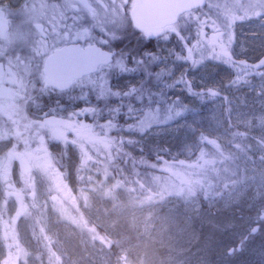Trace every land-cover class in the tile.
Wrapping results in <instances>:
<instances>
[{
    "label": "rangeland",
    "instance_id": "374dc122",
    "mask_svg": "<svg viewBox=\"0 0 264 264\" xmlns=\"http://www.w3.org/2000/svg\"><path fill=\"white\" fill-rule=\"evenodd\" d=\"M23 3L24 0H0V6H18ZM254 3L249 0L245 3L244 0H209L204 10L193 15V21L197 23L194 25L197 38L194 47L185 50L181 61L177 59L168 64L161 62L156 75V80L165 84L158 90L159 97L168 105L148 109L143 120L137 124L146 143L155 146L160 143L174 153L184 155H190L192 151L202 155L206 146L211 144L213 149H218L220 154L216 153L219 156L226 157L229 152L235 151L233 148L225 151L222 148L228 139L225 133V110L228 108L234 122L253 133L264 135V78L256 74V69L253 72L248 69L245 57H235L248 52L249 57L255 59L260 50H264V17L258 19L257 33L252 30V20L246 17L251 13V9H246L250 8V4L253 7ZM242 8L246 12L242 13ZM122 19L119 14L117 21L99 23L102 35L108 38L109 33L116 31L115 27L126 28V24L122 25ZM245 19H248L247 22ZM209 29L216 35L221 31L223 40L212 43ZM171 38L172 35L167 34L161 42L165 43ZM165 52L171 55L172 49L165 45L161 53L165 55ZM160 59L158 55L156 60L159 62ZM25 97L24 107L27 108L30 104L26 100L30 96ZM90 111L69 110V116L66 115L68 119L55 117L57 126L43 125L36 119L27 118L25 111L18 116L26 128L38 125L40 131H49L52 139L67 140L71 137L76 142L67 126ZM19 123L17 121V125ZM2 129L0 126V202L2 195L7 193L4 186L10 182L8 174H12L14 162L26 165L28 170L31 167L28 159L32 155L15 150L11 153V149H8L10 142L7 141L10 136ZM76 132L73 131V134ZM13 133V140L21 143V135L16 130ZM102 147L109 160L107 144ZM45 148L43 144L42 155ZM250 152V155H240L246 182L235 183L227 193L219 195L216 202L211 201L206 207L195 197L184 195L172 200L152 195L149 203H143L135 193L121 192V183L111 181L109 174L102 171V175L93 180V186L84 195L90 216L115 238V250L100 243L66 211L72 212V208L63 196L56 195L66 205L60 202L58 205L61 210L56 206L51 209L49 230L75 264H113L119 259L128 260L129 264H264V224L260 235L249 241L241 253H227L255 224L233 215L237 212L234 206L242 201L250 204V201L257 203L264 200V154L260 149ZM172 169L176 171L173 176L180 184L186 181L200 182L206 177L205 172L196 166L184 167L181 164ZM27 170L23 173L28 174L30 170ZM151 181L163 196L172 197L185 192L173 177L160 174L152 177ZM10 190L13 192L15 189ZM38 190L39 197L44 199L46 191L42 187ZM22 231L25 242L31 245L26 224L22 225ZM29 264L39 263L32 258Z\"/></svg>",
    "mask_w": 264,
    "mask_h": 264
},
{
    "label": "trees",
    "instance_id": "16d2710c",
    "mask_svg": "<svg viewBox=\"0 0 264 264\" xmlns=\"http://www.w3.org/2000/svg\"><path fill=\"white\" fill-rule=\"evenodd\" d=\"M195 24L197 25L196 22ZM115 30L114 33H109L108 38L100 30L98 39V43L104 48L116 52L114 62L82 80L78 87L26 100L34 108L30 112L27 107V118L33 120L42 121L47 115L68 119L69 110L91 111L79 116L82 123L77 133L81 134L76 133V142L71 137L67 140L52 139L49 131H40L37 125L24 128L26 143L18 144L12 140L9 144V150L32 155L28 159L31 164L29 173H23L27 170L26 165L15 161L12 174H8L10 182L4 186L7 193L2 195L0 202V264H29L32 258L39 264H75L61 242L49 230L51 209L54 206L62 209L58 205L62 201L56 195L66 199L72 212L68 209L66 211L81 222L90 235L107 248L115 250V238L107 228L90 216L84 195L93 186V180L102 175L104 170L111 181L121 183V192H129L131 195L135 193L143 203H149L152 195L171 200L184 195L195 197L206 207L209 202H216L219 195L227 193L235 183L246 182L240 155H250V150L254 153V150L259 149L264 154V135L253 133L234 122L229 108L225 110V133L228 139L225 144H221L224 151L229 148L235 151L229 152L226 157L219 156L220 152L217 148L213 149L211 144L206 146L202 155L198 151L184 155L176 154L160 143L157 146L146 143L137 124L143 120L148 109L168 105L159 97V88L165 87L163 81L156 80L160 63L177 61L178 52L183 54L185 49L172 50L171 55L169 52L163 55L151 47V43L143 36H128L127 32L131 30L128 26ZM158 55L161 58L159 62L156 60ZM43 144L46 153L42 155ZM103 144L108 146L110 162L105 149H102ZM94 151L104 154L97 155ZM181 164L184 167L196 166L205 172L206 177L200 182L186 181L180 184L173 176L176 171L172 167ZM160 174L173 177L185 192L172 197L161 195L158 187L151 181L152 177ZM39 187L46 191L44 199L38 195ZM12 188L15 189L13 192L10 190ZM234 208H237V212L233 215L237 218L240 216V220L264 224V200L257 203L250 201V204L242 201ZM23 224L30 231L31 245L24 240ZM113 264L129 262L119 259Z\"/></svg>",
    "mask_w": 264,
    "mask_h": 264
},
{
    "label": "flooded vegetation",
    "instance_id": "af4514ba",
    "mask_svg": "<svg viewBox=\"0 0 264 264\" xmlns=\"http://www.w3.org/2000/svg\"><path fill=\"white\" fill-rule=\"evenodd\" d=\"M246 1L244 0V3ZM249 1L255 3L253 7L250 4V8L246 9H251L250 15L246 17L252 20V30L257 33L258 19L264 17V0ZM208 3L209 0L205 6ZM133 6L134 0H24V3L18 6H0L5 10V18L0 19V62L4 65L0 71V126L3 128L2 131L10 136L7 137L8 142L11 143L13 140V130L21 135L19 138L21 143L27 141L24 135L25 123L19 120L23 111L27 112L29 108L28 111L31 112L30 109H32V104L28 108L24 107L25 96L37 98L45 93L61 91L49 83L45 63L47 58L54 53L55 49L65 45L80 44L83 48L92 44L100 45L98 43L99 23L108 22V20L117 21V16L120 14L123 17L122 20L126 21V26L131 29L127 35L130 37L138 34L143 36L156 51L162 52L165 45L175 51H181V49L188 51L194 47L196 34L193 15L204 10L205 6L197 10L186 11L180 15L175 25L166 27L158 37L147 36L134 26L131 14ZM241 12L246 11L243 9ZM247 20L244 21L247 22ZM208 32L212 43L223 40L221 31L217 35L211 29ZM167 34L172 35L173 42L169 39L162 43L161 41ZM185 50L183 54L178 52V60H182V56L186 54ZM247 53L235 57L239 59L245 57V65L248 69L252 72L256 69L258 72L256 74L264 78V50L261 49L259 56L255 59L250 58ZM93 74L95 73L75 80L69 89L78 87L82 80ZM43 119L38 122L43 125H58L54 122L55 117L52 115H47ZM17 121H20L19 125ZM81 123L80 119L73 123L69 122L67 128L70 136L75 137L77 132L73 134V131H78ZM10 151L13 152V150Z\"/></svg>",
    "mask_w": 264,
    "mask_h": 264
},
{
    "label": "water",
    "instance_id": "95a60500",
    "mask_svg": "<svg viewBox=\"0 0 264 264\" xmlns=\"http://www.w3.org/2000/svg\"><path fill=\"white\" fill-rule=\"evenodd\" d=\"M207 0H134L131 9L134 26L147 36L158 37L165 28L175 25L180 15L186 11L204 7ZM5 18V10L0 8V19ZM115 51L97 44L83 48L80 44L65 45L54 50L46 60V72L51 85L61 91L69 89L75 80L96 73L100 66L114 62ZM4 65L0 62V71ZM264 218V213L262 214ZM261 224L253 225L249 233L228 250V254L241 253L247 243L261 232Z\"/></svg>",
    "mask_w": 264,
    "mask_h": 264
}]
</instances>
